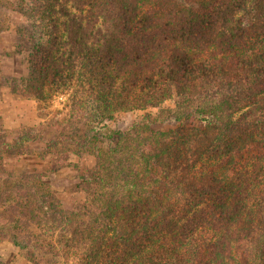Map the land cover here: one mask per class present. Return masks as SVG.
Masks as SVG:
<instances>
[{"label": "trees", "instance_id": "trees-1", "mask_svg": "<svg viewBox=\"0 0 264 264\" xmlns=\"http://www.w3.org/2000/svg\"><path fill=\"white\" fill-rule=\"evenodd\" d=\"M7 9L24 19L14 30L28 64L19 95L68 94L87 121L81 145L107 149L96 148L79 182L86 199L70 214L34 185L3 191L0 164V199H11L0 238L28 264H264V0ZM132 112L146 133L107 126ZM30 141L0 138V161Z\"/></svg>", "mask_w": 264, "mask_h": 264}, {"label": "rangeland", "instance_id": "rangeland-1", "mask_svg": "<svg viewBox=\"0 0 264 264\" xmlns=\"http://www.w3.org/2000/svg\"><path fill=\"white\" fill-rule=\"evenodd\" d=\"M15 2L0 0V138L10 142L16 136L27 134L32 141L14 153L3 154L0 164L6 174L2 179L7 182L2 189L14 192L20 185L23 189L34 185L40 194L57 199L63 211L70 214L83 206L87 196L83 185L79 184L80 177L94 167L96 148L105 151L107 145L99 139L85 147L81 145L88 129L87 121L71 113L68 94L52 93L42 103L26 94L19 95L16 81L26 76L28 64L26 55L14 49V30L24 22L7 9ZM142 118L140 112L121 113L108 121L107 126L129 135L146 133ZM137 125L138 129H134ZM154 127L159 128V125ZM7 194L0 199L2 224L7 219L1 214L11 212L8 208L11 199ZM25 224L28 231L34 230L28 222ZM0 264H28V261L18 246L0 238Z\"/></svg>", "mask_w": 264, "mask_h": 264}]
</instances>
